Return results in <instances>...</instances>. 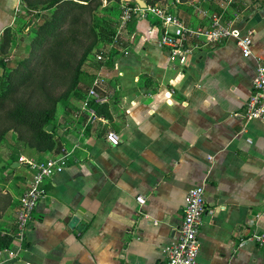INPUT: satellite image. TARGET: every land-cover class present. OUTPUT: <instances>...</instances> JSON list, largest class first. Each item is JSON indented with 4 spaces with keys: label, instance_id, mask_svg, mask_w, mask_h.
<instances>
[{
    "label": "crops",
    "instance_id": "obj_1",
    "mask_svg": "<svg viewBox=\"0 0 264 264\" xmlns=\"http://www.w3.org/2000/svg\"><path fill=\"white\" fill-rule=\"evenodd\" d=\"M160 4L192 27L222 15L252 32V54L245 57L230 38L197 49L179 66L161 43L160 22L134 16L102 65L98 91L106 102L93 103L95 122L85 128L88 114L79 113L88 91L72 96L58 114L60 150L32 154L46 160L70 151L65 170L46 180V196L13 256L16 211L32 178L24 164L15 166L0 206V237L12 238L0 243L3 264H168L186 194L201 183L207 202L199 264H264V243L254 239L264 233V120L243 115L264 64V0ZM29 6L0 0V44ZM77 214L82 219L72 225Z\"/></svg>",
    "mask_w": 264,
    "mask_h": 264
},
{
    "label": "built area",
    "instance_id": "obj_2",
    "mask_svg": "<svg viewBox=\"0 0 264 264\" xmlns=\"http://www.w3.org/2000/svg\"><path fill=\"white\" fill-rule=\"evenodd\" d=\"M233 2L234 0H227L228 5ZM121 8L122 14L118 30L112 39L110 47L107 46L108 48H105L107 50H100L96 55V59L100 64L98 67L99 74H97L89 87L79 112L81 114H88L89 118L85 122V128L89 124L94 123L98 117L93 103L104 104L106 102V99L98 91V88H100L104 81L101 76L102 65L106 57L109 56L110 51L119 42L120 36L134 16L143 18L151 16L160 22L162 27L161 43L169 49L170 60L179 66H186L189 63L190 56L197 49L230 38L236 40L245 57H249L252 54L254 42L252 32H243L235 28L231 23H226L222 15L212 16L210 25L192 27L187 25L178 14L160 3L150 5L147 2V6L142 7L138 4L130 5V3L122 0ZM200 12L206 14V11L200 10ZM243 115L247 120H264V64H260L257 68L253 92L246 102ZM107 139L114 145L120 143V138L114 131L108 132ZM69 154L70 151L64 147L59 155L46 160H37L24 155L20 156L19 162L32 172V178L27 190L20 198L16 211L14 237L18 241L19 247L13 252V256L18 255L19 250L23 247L33 213L46 196V180L55 177L65 170ZM137 200L141 204L145 203V198L142 196H138ZM206 202V186L204 183L195 185L189 189L186 194V208L179 236L167 248L168 264H199L198 258L201 248L199 232L203 225ZM254 239L263 244L264 233L255 234ZM0 264H3L1 260Z\"/></svg>",
    "mask_w": 264,
    "mask_h": 264
},
{
    "label": "rangeland",
    "instance_id": "obj_3",
    "mask_svg": "<svg viewBox=\"0 0 264 264\" xmlns=\"http://www.w3.org/2000/svg\"><path fill=\"white\" fill-rule=\"evenodd\" d=\"M28 1L33 6L24 9L18 26L8 28L4 35V38H9V48L7 52L0 51V61L6 59L9 60L8 62L16 63L21 60V55L25 54L34 31L43 22L45 16L51 17L52 10L55 9L54 7L49 10L43 9L48 6L50 0ZM78 1L86 5L83 8L74 7L73 12L60 28L62 34L47 46L44 59L36 65V77L33 83L16 94V97H27L38 88L45 87L44 93L35 94L34 101L41 103L47 110H56L55 137L63 133L57 126L58 114L68 109L72 96H84L99 74L96 55L100 50L105 51L107 50L105 48L110 47L109 40L116 34L122 14L121 3L115 0ZM164 1L166 2L161 0L159 3ZM114 30L115 33L112 34ZM3 72L0 64V79ZM8 143L6 140L1 148L5 154L10 148ZM33 151L34 154L38 153L36 150L27 149V154L30 153L28 157L42 158L32 155ZM3 188L4 192H9L7 186ZM0 206H4L1 198Z\"/></svg>",
    "mask_w": 264,
    "mask_h": 264
},
{
    "label": "trees",
    "instance_id": "obj_4",
    "mask_svg": "<svg viewBox=\"0 0 264 264\" xmlns=\"http://www.w3.org/2000/svg\"><path fill=\"white\" fill-rule=\"evenodd\" d=\"M110 1V0H109ZM121 3L122 0H115ZM148 4H159L161 0H146ZM86 5L78 0H50L48 6L43 9L52 10L51 17L45 16L34 31L30 44L21 60L16 63L1 59L3 74L0 79V198L8 196L4 192L6 184L14 180V173L18 170L13 166L19 161L21 153L27 149L36 150L38 153L60 150V145L55 137L56 110H47L41 103L34 101L36 93H44L45 87L38 88L27 97H16V94L24 87L33 83L36 77L35 68L38 62H42L47 46L57 39L61 33V26L73 12L74 7L83 8ZM130 5H135L130 3ZM73 6V8H72ZM117 29V27H116ZM115 33V30L112 34ZM6 34V33H5ZM112 42V39L109 40ZM9 38H4L0 44L1 52H7ZM95 50V49H94ZM99 51V50H96ZM98 63V62H97ZM96 66H100L98 63ZM43 81L41 85L43 86ZM91 86V85H90ZM89 86V87H90ZM44 88V89H43ZM53 125L51 131L46 128ZM12 133V134H9ZM9 138L7 139V137ZM8 140L11 148L4 153L1 149L3 143ZM28 153V152H27ZM34 153V151H33ZM31 152V154H33ZM12 238L1 236L0 243L9 244Z\"/></svg>",
    "mask_w": 264,
    "mask_h": 264
},
{
    "label": "water",
    "instance_id": "obj_5",
    "mask_svg": "<svg viewBox=\"0 0 264 264\" xmlns=\"http://www.w3.org/2000/svg\"><path fill=\"white\" fill-rule=\"evenodd\" d=\"M125 1L128 2V3H132V4H138V5L142 6V7H146L147 6V1L146 0H125ZM52 128H53V125L49 124L46 129L48 131H51ZM19 164H20L19 162H15L13 164V166L15 167L16 165H19ZM81 219H82L81 215L77 214L73 218H69L68 221H70V223L73 225L75 222H77V221H79Z\"/></svg>",
    "mask_w": 264,
    "mask_h": 264
}]
</instances>
